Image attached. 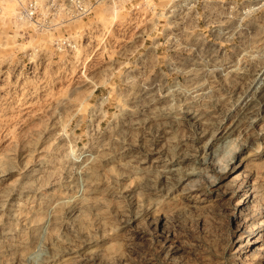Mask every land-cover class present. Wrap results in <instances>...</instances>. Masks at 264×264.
Instances as JSON below:
<instances>
[{
	"label": "rangeland",
	"instance_id": "374dc122",
	"mask_svg": "<svg viewBox=\"0 0 264 264\" xmlns=\"http://www.w3.org/2000/svg\"><path fill=\"white\" fill-rule=\"evenodd\" d=\"M28 1L0 0V264H264L239 247L264 233V0Z\"/></svg>",
	"mask_w": 264,
	"mask_h": 264
},
{
	"label": "built area",
	"instance_id": "2783aa9c",
	"mask_svg": "<svg viewBox=\"0 0 264 264\" xmlns=\"http://www.w3.org/2000/svg\"><path fill=\"white\" fill-rule=\"evenodd\" d=\"M62 0H52L49 5H47V13H54L60 10L58 7ZM66 7L71 14H86L90 11L92 3L90 0H66ZM58 3V4H56ZM38 0H29L25 6L18 10V17L20 20H31L33 21L39 13Z\"/></svg>",
	"mask_w": 264,
	"mask_h": 264
},
{
	"label": "bare ground",
	"instance_id": "6f19581e",
	"mask_svg": "<svg viewBox=\"0 0 264 264\" xmlns=\"http://www.w3.org/2000/svg\"><path fill=\"white\" fill-rule=\"evenodd\" d=\"M252 188H254V187H252ZM252 191L253 190H251V192L248 191L246 194V199L244 201H242V203H240V207L242 210H244L248 207H251V204H253V199L256 196L255 195L256 193H254ZM249 196H251L250 199H248ZM248 210H250V209H248ZM249 213H250V211H249ZM250 224H252V223H250ZM253 226H255L254 223H253ZM259 226L260 225H256L254 228L249 229V227L247 228V225H246V228L245 227H244L245 229L243 228L244 230H243V233H241L242 236L240 237L241 242L240 243L238 242V243H239V247H240L241 251L243 252V254H245V256L247 254H254V253L259 252L260 250L264 249V239L262 236L264 233L262 232L263 229H260L259 231H257ZM247 231L249 234L248 236L245 235V232H247ZM244 235L247 237L246 239L243 238Z\"/></svg>",
	"mask_w": 264,
	"mask_h": 264
}]
</instances>
